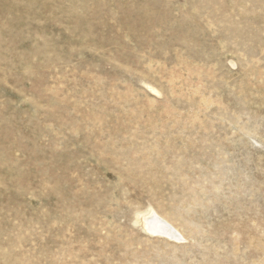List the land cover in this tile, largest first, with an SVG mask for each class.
Instances as JSON below:
<instances>
[{
	"label": "rangeland",
	"instance_id": "374dc122",
	"mask_svg": "<svg viewBox=\"0 0 264 264\" xmlns=\"http://www.w3.org/2000/svg\"><path fill=\"white\" fill-rule=\"evenodd\" d=\"M0 264H264V0H0Z\"/></svg>",
	"mask_w": 264,
	"mask_h": 264
},
{
	"label": "bare ground",
	"instance_id": "6f19581e",
	"mask_svg": "<svg viewBox=\"0 0 264 264\" xmlns=\"http://www.w3.org/2000/svg\"><path fill=\"white\" fill-rule=\"evenodd\" d=\"M144 223H145L144 224L145 228H147L149 230V232L150 231L153 232V233L166 232L168 234L169 233L170 234L174 233V232H172V230L169 229V227L166 226V224H164L160 219H158L157 217H155L153 215L148 217V218L146 217V219L144 220Z\"/></svg>",
	"mask_w": 264,
	"mask_h": 264
}]
</instances>
